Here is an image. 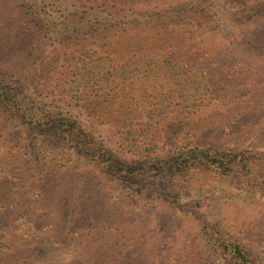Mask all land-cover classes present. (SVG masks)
<instances>
[{
    "label": "trees",
    "instance_id": "trees-1",
    "mask_svg": "<svg viewBox=\"0 0 264 264\" xmlns=\"http://www.w3.org/2000/svg\"><path fill=\"white\" fill-rule=\"evenodd\" d=\"M214 8L0 0V264H202L160 240L156 199L192 214L222 264H264L205 206L215 177L264 192V154L242 146L264 147V28L229 40Z\"/></svg>",
    "mask_w": 264,
    "mask_h": 264
},
{
    "label": "rangeland",
    "instance_id": "rangeland-1",
    "mask_svg": "<svg viewBox=\"0 0 264 264\" xmlns=\"http://www.w3.org/2000/svg\"><path fill=\"white\" fill-rule=\"evenodd\" d=\"M194 1H202L208 6L215 7L214 9L218 11L219 21L217 31L226 35L224 38H228L229 40L232 37L244 42L246 39H250V35L258 27L264 28V0H236L239 3L236 9H234L236 4L230 5L229 0ZM232 15L243 16L245 22L242 24L237 22ZM213 40L222 41V38L218 39L217 35ZM262 41H264V38ZM256 46H260V43ZM197 111L198 109L196 111H185L171 117L187 118L197 113ZM91 123L99 133L102 131L96 122L92 121ZM242 146L243 148L260 153V155L264 154L262 143L256 142L253 139L245 142ZM68 159L71 158L67 157L66 160ZM70 163L66 161L64 164L69 165ZM263 181L264 178H260L258 183H262ZM249 183L250 178L238 180L235 178L224 179L215 177L214 187L208 188L207 197H204L205 206L208 213H210L209 217H214V219L222 222L229 231L247 239L251 247L254 246L256 248L257 245L256 252H260L264 256V192L257 186H248ZM115 194L124 197L128 192L124 189H116ZM147 200L146 197L141 200V205L147 202ZM147 203H150L154 207L150 213L155 220H160L163 224L168 223L169 226L171 225L166 229L161 228L166 234H164L165 237H163L164 235L160 236V240H167L171 242L170 245L174 241H183L189 245L190 255L191 250L194 251V248L195 251H198L197 254L200 256L202 264H222L220 253L210 243L192 214L176 210L161 199L149 200ZM147 220L145 219V221ZM153 223L158 222L153 221ZM32 229V225L25 220H18L16 222L17 234L25 237L28 236L27 241L30 239L31 244L35 246L41 242V238L37 240L36 234L32 232ZM169 229L176 231V233L170 232ZM168 236H171L172 239Z\"/></svg>",
    "mask_w": 264,
    "mask_h": 264
}]
</instances>
